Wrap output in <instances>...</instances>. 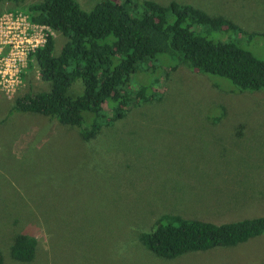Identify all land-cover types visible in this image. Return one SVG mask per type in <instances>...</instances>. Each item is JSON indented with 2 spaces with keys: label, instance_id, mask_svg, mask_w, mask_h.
Masks as SVG:
<instances>
[{
  "label": "rangeland",
  "instance_id": "obj_1",
  "mask_svg": "<svg viewBox=\"0 0 264 264\" xmlns=\"http://www.w3.org/2000/svg\"><path fill=\"white\" fill-rule=\"evenodd\" d=\"M30 1L0 2V14ZM77 1L85 10L94 3ZM154 1L231 20L244 32L207 37L235 41L264 60V37L248 35L264 32V0ZM52 36L59 53L66 38L55 30ZM156 68L131 77L133 88L149 85L155 97L89 141L77 127L41 114H6L16 95L49 89L35 66L14 97L0 92L3 264H264V234L170 258L140 242V232L167 213L213 222L264 215V90L238 91L225 77L183 65ZM28 228L38 242L34 258L23 262L10 245Z\"/></svg>",
  "mask_w": 264,
  "mask_h": 264
},
{
  "label": "trees",
  "instance_id": "obj_2",
  "mask_svg": "<svg viewBox=\"0 0 264 264\" xmlns=\"http://www.w3.org/2000/svg\"><path fill=\"white\" fill-rule=\"evenodd\" d=\"M4 1L27 0H0ZM91 6L85 10L77 0H35L26 6L24 11L33 22L49 26L66 40L56 53L55 40L49 35L30 55L28 67L37 68L49 89L16 95L7 115L41 114L77 127L81 139L89 141L132 107L155 97L158 92L150 91L149 85L133 88L131 77L138 70L155 74L158 65H183L199 73L222 76L238 91L264 90V60L235 41L207 37L221 29L244 32L221 15L177 1L94 0ZM255 34L264 37V32L248 33L249 37ZM171 59L175 64L169 67L166 62ZM76 84L79 89H74ZM262 234L264 215L213 222L167 213L138 237L154 254L170 258L236 246ZM37 242L31 229H23L15 234L10 254L16 260L31 261Z\"/></svg>",
  "mask_w": 264,
  "mask_h": 264
},
{
  "label": "built area",
  "instance_id": "obj_3",
  "mask_svg": "<svg viewBox=\"0 0 264 264\" xmlns=\"http://www.w3.org/2000/svg\"><path fill=\"white\" fill-rule=\"evenodd\" d=\"M52 28L33 22L20 9L0 14V92L14 97L23 84L31 54L43 46Z\"/></svg>",
  "mask_w": 264,
  "mask_h": 264
}]
</instances>
